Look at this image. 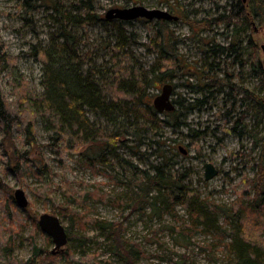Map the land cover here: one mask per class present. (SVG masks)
Here are the masks:
<instances>
[{
    "label": "rangeland",
    "instance_id": "1",
    "mask_svg": "<svg viewBox=\"0 0 264 264\" xmlns=\"http://www.w3.org/2000/svg\"><path fill=\"white\" fill-rule=\"evenodd\" d=\"M25 1L0 0V87L9 102L16 99V80L43 93V62L34 51L62 32L52 9L55 0H32L27 5ZM251 2L62 0L63 7L79 19L65 26L87 55L85 70L105 72L121 59L150 71L153 65L169 61L165 56L171 58L173 78L155 79L148 93L153 103L163 85L172 83L181 126H164L160 136L149 132L152 141L159 140L151 148L150 138L141 141L128 135L126 145L107 153L106 161L95 163L89 158L98 151L96 146H85L77 155L53 146L40 116L35 119L34 147L20 142L25 137L21 130L7 135L0 121V264H33L37 260L34 245L43 251L34 264H78L76 260L81 264L227 263L231 237L224 231L232 229V220L220 209L247 201L245 194L253 192L250 181L261 155L252 133L264 134V117L261 112L255 115L247 92H264V73L257 70L264 60V27L255 20L254 24H228L219 19L236 14L239 7L248 12ZM138 4L165 9L180 18L123 21L105 16L111 8ZM88 115L109 131L124 130L121 120L115 125L97 112ZM158 149H166L167 163L163 164ZM206 162L219 170L210 180L204 176ZM152 166H162L167 174L175 170L184 174L183 185L215 205L217 228H206L183 204H175L163 216H152L149 205L134 203L143 174ZM17 188L29 199L25 208L15 200ZM45 212L59 216L68 231V243L57 254L52 252V237L39 225ZM262 214L264 218V210ZM251 217L249 213L246 218ZM96 219L117 224L126 242L121 250L127 256L119 253L110 231L102 232L95 225ZM135 247L141 255L132 254Z\"/></svg>",
    "mask_w": 264,
    "mask_h": 264
},
{
    "label": "trees",
    "instance_id": "2",
    "mask_svg": "<svg viewBox=\"0 0 264 264\" xmlns=\"http://www.w3.org/2000/svg\"><path fill=\"white\" fill-rule=\"evenodd\" d=\"M61 2L62 0H55L52 5V9L57 14L56 22L62 25L60 36L47 46L34 51V54L43 62V93L38 94L31 90L27 83L16 80L14 82L16 99L9 102L0 87V121L7 135H12L14 129L21 130L25 137L21 138L20 142L27 146H36L35 119L40 116L44 128L51 133L50 140L53 146L63 152L76 155L80 154L85 146H96L95 150L99 152L95 151L89 158L91 162L96 163L106 161L107 153H115L117 149L126 145L128 139L125 137L128 135H135L141 141L143 138H150L148 147L151 148L150 146L159 140L152 141L151 136L148 135L149 132H152V136H160L159 131L164 126H181L177 112L174 110L159 113L148 93L155 79L165 82L173 78L171 58L165 56L169 61L161 65L157 64L158 66L153 65L150 71L138 69L131 63L126 65L121 59H116L113 67L105 72L90 68L85 70L87 55L78 49V37L65 26L67 22L77 23L79 19L77 15H71ZM24 3L27 5L29 1L26 0ZM90 14L87 12L88 16ZM87 15L85 19H88ZM219 20L228 24L250 21L254 24L255 20L264 27V0H252L248 12L239 7L236 14L222 15ZM224 50L225 48L221 51L224 52ZM257 70L261 74L263 65L259 64ZM214 82H216L215 79ZM247 94L253 100L255 115L261 112L264 117V92L260 94L248 91ZM89 111L97 112L115 125L121 120L119 125L124 130L121 133L109 131L91 120ZM192 131L197 133L195 129ZM252 134L255 138V147L258 145L261 150L260 158L255 162L256 176L250 181L253 192H246L245 203H233L232 206H222L220 209L228 219L232 220V229L224 231L231 237V241L227 244L230 258L226 264H264L262 214L264 210V134ZM139 146L138 144L137 147ZM158 150L162 151L158 154L162 157L163 164L167 163L169 158L165 153L166 149ZM23 158H25L24 154ZM152 168V171H145L143 174L139 197L134 203L149 205L152 216H163L175 204H183L194 219L202 220L201 224L206 228L211 227V230L217 228V222L213 221V217L218 212L215 205L201 200L195 189L185 187L184 179H182L184 174H180L178 170L167 174L162 166H152ZM154 190H157V195L153 193ZM249 213L252 214L250 219L246 218ZM253 214L261 218L256 215L254 217ZM95 225L102 232L110 231L109 234L116 242L119 253L127 256L121 250L126 242L119 236L117 224L96 219ZM34 249L37 260L33 261V264L39 260L43 252L37 245H34ZM133 253L141 255L139 247L132 249ZM76 262L81 264L80 260ZM170 264L173 263L170 262Z\"/></svg>",
    "mask_w": 264,
    "mask_h": 264
},
{
    "label": "water",
    "instance_id": "3",
    "mask_svg": "<svg viewBox=\"0 0 264 264\" xmlns=\"http://www.w3.org/2000/svg\"><path fill=\"white\" fill-rule=\"evenodd\" d=\"M31 1V0H30ZM107 19H120L123 21H130L139 18H146L148 20H179V16L174 15L172 12L161 8H148L144 5H134L124 8H111L106 13ZM264 53V44L261 46ZM263 73H264V60H263ZM174 85L172 83H165L162 87L161 93H159L153 101L154 107L159 113L171 112L176 109V103L173 100ZM183 153L187 150L183 146L180 147ZM205 179L210 180L218 175L219 170L211 163L206 162L204 165ZM16 202L23 208L29 204V199L22 188H17L14 192ZM39 225L41 229L49 234L55 246L52 250L56 253L62 249L68 243L69 235L65 225L62 223L59 216L45 212L41 214L39 219Z\"/></svg>",
    "mask_w": 264,
    "mask_h": 264
},
{
    "label": "flooded vegetation",
    "instance_id": "4",
    "mask_svg": "<svg viewBox=\"0 0 264 264\" xmlns=\"http://www.w3.org/2000/svg\"><path fill=\"white\" fill-rule=\"evenodd\" d=\"M28 1H30V0H28ZM32 1V0H31ZM172 11V10H171ZM179 16V15H178ZM179 18H180V16H179ZM174 21V20H173ZM175 102V101H174ZM176 103V102H175ZM63 250V249H62ZM62 250H60V251H58V252H56V253H54V254H57V253H59V252H61Z\"/></svg>",
    "mask_w": 264,
    "mask_h": 264
}]
</instances>
